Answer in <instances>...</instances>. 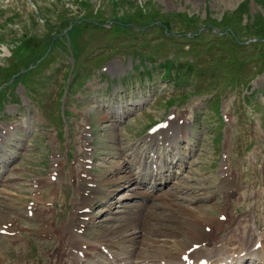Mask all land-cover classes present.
Segmentation results:
<instances>
[{
	"label": "rangeland",
	"instance_id": "374dc122",
	"mask_svg": "<svg viewBox=\"0 0 264 264\" xmlns=\"http://www.w3.org/2000/svg\"><path fill=\"white\" fill-rule=\"evenodd\" d=\"M13 79L24 84H17L18 97L5 100ZM140 99L147 103L123 120L109 112ZM0 106V132H9L0 155L11 154L1 164L0 194L7 201L0 199V218L18 211L22 230L18 241L0 235L4 264L68 262V246L57 234L78 212L85 168L103 189L115 187L107 180L120 165L135 175L134 156L140 149L149 156L147 129L172 111L174 128L178 120L184 130L190 123L188 138L177 139L176 151L170 130L171 140L151 147L162 158L182 156L187 184L180 185L201 199L188 200L202 211L198 216L219 218L232 187L236 197L226 211L235 215L233 224L243 219L264 234V0H0ZM225 162L234 183H224ZM179 163L168 165L173 173L181 172ZM168 177L170 185L178 182ZM121 184L90 207L96 224L89 221L88 239L126 224L116 202L128 189ZM36 197L53 211L30 219L22 210ZM177 233L167 245L139 244L142 253L148 261L167 250L181 253L194 241L183 228ZM110 248L121 255L126 245L116 240ZM105 251H94L84 264H100L94 258L103 260L96 255Z\"/></svg>",
	"mask_w": 264,
	"mask_h": 264
},
{
	"label": "bare ground",
	"instance_id": "6f19581e",
	"mask_svg": "<svg viewBox=\"0 0 264 264\" xmlns=\"http://www.w3.org/2000/svg\"><path fill=\"white\" fill-rule=\"evenodd\" d=\"M146 102L147 99H140L134 102L133 105H139L138 107H141ZM110 107V112H113L116 115V120H123L126 118L127 113H130V109L133 108L126 107V105ZM189 130L190 128L188 125V128L186 126L185 130L182 132V138H188ZM7 134H9V132L3 135V139ZM173 146L176 151H178L179 146L177 140ZM3 147L4 145L0 143L1 152L4 151ZM137 154L138 157L135 155L134 159L139 165H141L143 161H147L145 159L146 156L143 149H140ZM9 157L11 156H6L5 159H10ZM89 158L92 159V156L89 155ZM175 158L172 159L175 161L170 162L172 164H177L180 161L178 168L181 170V172L179 174L178 171L168 175L163 174L162 169L164 167L168 168L167 171L169 173V169H171L169 167L171 165L169 163V159L165 158L160 159L161 166L159 168L157 166L156 170L152 168V163L156 162V160L152 159V163H150V166H148L149 170L145 168L143 171L135 173V175L130 173L131 171L128 172L129 166L122 167V165H120L117 167L118 170L115 173V178L107 180L109 185L115 187L108 189H103V185L97 183V181L91 177L92 173H89L87 170H85L84 173L87 174L86 178L83 179L79 185H77V188L81 192L79 193L82 200L80 207L77 208L78 212L75 213L74 216L68 221L63 223L59 231L60 233L56 232V234L58 233L57 235L61 236V240L65 245L68 246L69 249L68 251L66 248V255H69L68 262L66 261V263L84 264L86 259L88 261L91 259L90 257L91 255L93 256L94 251H98L99 254H102L107 248L114 249L110 247H114L115 241L118 240L126 245V249L121 250V255L113 254L112 259L104 258V260H101L102 263L147 264L146 262H148L149 264H246L249 261L250 264H264V234H260V232H258L259 228H253V226L248 229L243 219L241 222H237L239 226H236V223V225L233 224V222L236 220L235 215H233V213L230 211H226L227 208L228 210H231L233 205V203H229V198H232L236 195V193L233 191V188L230 187L227 190V195L225 192L227 187L224 190L225 195L227 196L226 200H228L226 205L223 207L221 215H225L226 218L228 216L227 221H224L221 219V217L210 218L207 217V215L203 216L204 214H202V217L198 216L199 213L197 210L199 207L197 205L190 204L188 200L193 201L192 199H194L196 201L195 203L197 204L201 202V199L198 200V196L195 195L193 198L189 197L188 194L190 192L188 190H184V187L186 186L185 184H187L185 178L186 174L183 172V166L185 164L184 159L182 156L178 155V153H176ZM5 159H1L0 162L4 163L6 161ZM89 162L90 161H88V163ZM225 163H222L221 173L224 174L225 180L234 181L235 175ZM145 165L146 162H144V166ZM168 176L178 179V185H176L177 183L170 185L172 180ZM0 181H2V178H0ZM88 181L90 183H88ZM121 181L128 184V189L127 192L121 193L116 201L122 202V204H120V206L122 205L121 209L118 213H122L120 215H125L128 217L125 218L124 216H119L116 214V219L121 220L123 217L125 218V221H127L126 224L124 223L118 226L112 225L111 227H106L104 232L99 235L96 240L93 241L88 239L86 231L88 230L87 226H89V221L91 220L94 225L96 223L94 222L95 220L92 219L94 215V213L91 211L92 209H86L85 207H91L101 197H105L107 199L110 198L113 192L118 190L116 187H120L122 185ZM181 182H184L185 184L180 185ZM147 187L152 188V191L145 189ZM156 196L160 200L159 203L154 202ZM4 197L2 196L0 198L3 200V202L7 201V198ZM139 197L142 199H149L151 201L149 203H144L143 201L138 200ZM35 199V202H29L27 207L24 208L25 210H22L28 218L31 219L30 215L43 216L46 212H51V210L53 211V208L48 210L40 205L41 198L36 197ZM111 206L112 205H109V207ZM2 211L3 210L0 207V214ZM19 215L20 213L15 210L10 212L9 215H6L4 219L7 221L5 220L1 222L2 218H0V230L4 229V234L8 235V237L10 236V238L15 241L19 240L17 236H20V232L22 231L18 228L20 221ZM256 219H253V222L257 225ZM225 224H230L229 228L232 229V231L230 230L227 232L229 228L225 229V235L219 236L218 234L221 230H224L223 228ZM50 225L51 224L48 223L44 229L50 228ZM233 227H235L236 230L233 229ZM182 228L188 233L189 239L194 241L193 243L191 242L192 244L190 241L187 242L186 244L189 246H187V248L183 247V251L179 254L172 253L167 250L166 252H163V257L160 256L161 258L159 259L153 258L152 260L148 261L149 256H144V253H142L143 249L140 248L139 244L146 245L148 242L150 244H156L160 246L164 242L165 245H167L170 240H177V238L180 236V233H177V231ZM48 232L49 230L47 232L43 230L41 232L43 233L42 237H46L48 234L45 233ZM52 236L54 235L52 234ZM65 236L66 240H64ZM252 240L254 241L253 244L251 243ZM195 244H199V247L194 248ZM258 245L260 246L257 247ZM0 264L4 263L0 260Z\"/></svg>",
	"mask_w": 264,
	"mask_h": 264
}]
</instances>
